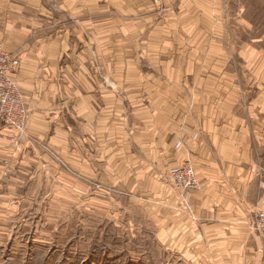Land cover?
<instances>
[{"label":"clouds","instance_id":"1","mask_svg":"<svg viewBox=\"0 0 264 264\" xmlns=\"http://www.w3.org/2000/svg\"><path fill=\"white\" fill-rule=\"evenodd\" d=\"M0 132V219L107 201L149 264H264V0H0Z\"/></svg>","mask_w":264,"mask_h":264},{"label":"rangeland","instance_id":"2","mask_svg":"<svg viewBox=\"0 0 264 264\" xmlns=\"http://www.w3.org/2000/svg\"><path fill=\"white\" fill-rule=\"evenodd\" d=\"M100 203L101 207L95 211L76 212L57 223L48 222L43 211H37L42 206L36 204L23 215L25 221L1 224L0 261L8 264L24 249V264H27V257L35 248L39 259L46 264H149L144 241L134 234V229L125 230L115 219L109 218L103 211L107 201ZM176 264L183 261L176 259Z\"/></svg>","mask_w":264,"mask_h":264},{"label":"crops","instance_id":"3","mask_svg":"<svg viewBox=\"0 0 264 264\" xmlns=\"http://www.w3.org/2000/svg\"><path fill=\"white\" fill-rule=\"evenodd\" d=\"M14 2L22 3V0H14ZM254 100H256L255 95L251 96V98H250V101H254ZM2 138H3L2 132H0V139H2ZM30 155H34V154L30 153ZM20 158L23 159L22 156ZM7 195H8L7 192H0V198H3L5 196H7ZM21 216L22 215L18 214V215H16V217L11 218V219H0V225L1 224H9V225L17 224V220L20 221ZM22 220L25 221V218L23 217ZM184 255H189V253H184Z\"/></svg>","mask_w":264,"mask_h":264},{"label":"built area","instance_id":"4","mask_svg":"<svg viewBox=\"0 0 264 264\" xmlns=\"http://www.w3.org/2000/svg\"><path fill=\"white\" fill-rule=\"evenodd\" d=\"M3 127H6V125H5V126H3Z\"/></svg>","mask_w":264,"mask_h":264}]
</instances>
